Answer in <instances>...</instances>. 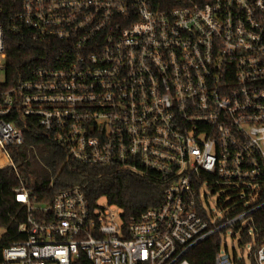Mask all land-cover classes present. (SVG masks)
<instances>
[{
  "label": "built area",
  "instance_id": "built-area-1",
  "mask_svg": "<svg viewBox=\"0 0 264 264\" xmlns=\"http://www.w3.org/2000/svg\"><path fill=\"white\" fill-rule=\"evenodd\" d=\"M9 32L51 44L27 78H7ZM36 127L79 163L156 172L162 200L128 220L105 197L92 205L79 184L50 203L17 187L24 238L0 264H192L188 251L216 233L240 241L249 227L254 240L264 0H172L163 10L150 0H0V169L16 168L9 148ZM215 186L245 193L222 222L203 204ZM235 258L220 245L216 264Z\"/></svg>",
  "mask_w": 264,
  "mask_h": 264
},
{
  "label": "trees",
  "instance_id": "trees-1",
  "mask_svg": "<svg viewBox=\"0 0 264 264\" xmlns=\"http://www.w3.org/2000/svg\"><path fill=\"white\" fill-rule=\"evenodd\" d=\"M156 9H166L172 0H150ZM55 43H52L54 45ZM33 40L27 33L9 32L7 35L6 73L8 79L28 77L29 65L42 58L48 46ZM56 45V44H55ZM16 168L0 169V226L5 232L0 236V263L2 249L24 238L18 229L26 220V207L16 202L15 188L25 187L43 203H50L56 193L76 184L83 186L92 205L105 197L124 211L125 219H138L147 209L157 207L162 200L164 186L160 176L153 171L135 173L116 166L91 167L71 159L65 148L36 127L26 134L22 146L9 148ZM254 240L247 227L239 241L244 247L252 243L249 258L258 264L256 254L264 244V208L253 214ZM221 245V235L214 234L197 244L186 254L192 264H216V254ZM236 264H244L235 258ZM83 264H88L85 259Z\"/></svg>",
  "mask_w": 264,
  "mask_h": 264
},
{
  "label": "rangeland",
  "instance_id": "rangeland-1",
  "mask_svg": "<svg viewBox=\"0 0 264 264\" xmlns=\"http://www.w3.org/2000/svg\"><path fill=\"white\" fill-rule=\"evenodd\" d=\"M2 77H4L3 74ZM205 192L208 194V199L206 200L203 197V204L206 208L211 210L214 216L219 219V222L224 221L225 215L236 207L239 198L245 196L244 192H231L229 188L221 186L207 187ZM231 230L232 229H229L221 238V248L225 250L227 246L232 256L236 255L238 259L244 261V264H251L249 253L252 243H247L242 247L239 243L238 235H232ZM4 232L5 228L0 226V236H2Z\"/></svg>",
  "mask_w": 264,
  "mask_h": 264
},
{
  "label": "bare ground",
  "instance_id": "bare-ground-1",
  "mask_svg": "<svg viewBox=\"0 0 264 264\" xmlns=\"http://www.w3.org/2000/svg\"><path fill=\"white\" fill-rule=\"evenodd\" d=\"M4 162H5V159H4V157L1 156V154H0V165H1L2 163H4Z\"/></svg>",
  "mask_w": 264,
  "mask_h": 264
},
{
  "label": "water",
  "instance_id": "water-1",
  "mask_svg": "<svg viewBox=\"0 0 264 264\" xmlns=\"http://www.w3.org/2000/svg\"><path fill=\"white\" fill-rule=\"evenodd\" d=\"M103 202H106V200H103Z\"/></svg>",
  "mask_w": 264,
  "mask_h": 264
}]
</instances>
